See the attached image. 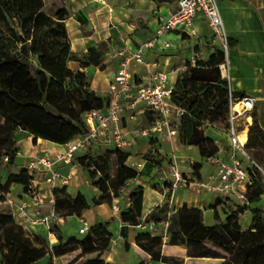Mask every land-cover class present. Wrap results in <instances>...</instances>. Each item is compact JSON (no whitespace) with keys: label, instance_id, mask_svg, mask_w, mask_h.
I'll list each match as a JSON object with an SVG mask.
<instances>
[{"label":"trees","instance_id":"16d2710c","mask_svg":"<svg viewBox=\"0 0 264 264\" xmlns=\"http://www.w3.org/2000/svg\"><path fill=\"white\" fill-rule=\"evenodd\" d=\"M68 15L64 0H0V264H34L44 257H48L45 264H53V258L74 250H80V256L86 257L85 264H105L101 254L111 243L110 221L92 225L81 235H65L56 224L53 233L57 241L49 243L43 232L26 230L5 205V196L12 185L28 191L32 180L26 166L16 160L18 132L27 133L33 143L41 138L65 144L88 132L87 113L103 110L107 105V95L105 99L90 88L89 77L83 70L68 67L71 60L80 62L82 68L101 62L99 46L92 45L81 55L71 51L64 23ZM223 60V51L218 47L206 62L187 63L172 87L171 100L184 110L177 135L186 145L204 146L203 125L226 122L229 96L237 97L230 90L227 79L221 76L218 65ZM103 99L106 102L101 107ZM245 146L252 150L253 155H250L256 162L264 161V130L255 114ZM213 152L207 148L205 156ZM130 154L99 143L76 152L72 163L83 170L101 195L88 202L79 190L72 194L73 189L65 186L54 189L56 212L61 217L80 216L89 205L119 196L125 183L138 175L125 164ZM110 156L115 166L112 173ZM142 158L158 171L168 169L164 166V158L151 150ZM200 168V163L194 164L193 174L197 175ZM143 192L144 187L138 183L130 188L129 207L121 212L124 223L139 224ZM262 194L264 179L256 173L247 187V204L238 205L226 197L214 198L212 223H206L204 210L198 207L184 205L161 218L158 215L163 208L157 207L150 218L165 220L166 231L161 225L156 226L155 233L145 227L137 232L136 245L152 261L167 264L184 263L164 256L163 244L184 247L189 258L217 259L216 264H264V209L258 205ZM226 204L228 212L221 218L218 208H226ZM247 209L253 215L250 226L244 230L237 216ZM146 255H141L139 264H145Z\"/></svg>","mask_w":264,"mask_h":264},{"label":"crops","instance_id":"0c3cea01","mask_svg":"<svg viewBox=\"0 0 264 264\" xmlns=\"http://www.w3.org/2000/svg\"><path fill=\"white\" fill-rule=\"evenodd\" d=\"M216 2L230 41L227 53L228 70L227 73H223L221 76L227 79L230 90L237 95V98L243 96L254 98V108L251 111V117L248 119L249 123L246 128V135L248 136L253 114L257 117L262 130H264V0H216ZM64 4L69 11L64 23L70 40L71 51L77 55L85 54L92 45L99 46L101 51V62L96 66L82 68L80 62L71 60L68 62V67L83 70L89 77L90 88L103 95L105 99L108 85L121 60V56L117 52L124 46L133 50L138 45L150 40L154 36L160 19L167 17L177 9L176 0H64ZM194 28L196 29V35H190L181 30H173L162 35L158 39L156 49L147 50L145 53L146 60L154 63L151 68L161 70L166 74V81L163 83L165 88L174 86L187 63L194 65L198 60L206 62L216 48L219 47L213 38L207 20L201 14L196 15ZM163 42H168L169 46L165 48ZM146 76V67L143 65L138 66L134 74L135 81L139 82ZM105 99L101 100V107H104ZM147 117H153L154 121L156 115L150 111L140 110L135 119L129 122L123 121L127 138L131 142L130 146L137 149L134 153L130 152L131 154L126 159L125 164L136 170L138 173L136 183L144 187L142 214L139 224L136 226L128 225L121 219V212L126 210L130 204L128 200L130 188L120 190L119 196L112 197L110 201L89 205L82 211L80 216H70V218H76L80 223L86 222L89 227L100 222L110 221L111 243L109 248L101 254L105 264H131V256L133 261L136 258L139 264L141 255L146 254L141 252L136 245L137 232L144 230L145 227L149 228L151 222L154 223V227L151 229L153 233H155L157 225H161L166 231L167 222L165 220L156 221L157 218H150V215L156 212L157 207L163 208V212L158 215V218H161L163 214L169 215L174 209L181 208L184 205L188 208L198 207L203 209L205 213L208 204H211L216 198L213 192H196L187 186L179 187L171 193L167 185L165 186L162 183V177L168 169L160 168L158 171L156 166L148 164L142 158L144 153L150 150L158 153L164 158V166L166 165L169 168L172 163H175L183 174L191 173L193 175L195 169L191 164L196 160L195 153L201 145H186L179 140L178 135L175 137H168L165 133L140 135L142 129L151 127L154 122L147 127H137L135 126L137 124L136 119H146ZM178 124L176 127H178ZM223 135L225 141L205 134L206 140L204 142L219 156L228 158L230 153L229 140L224 132ZM150 136L155 137L151 142L148 138ZM29 139L32 142L31 136H29ZM141 140H144V146L147 148L144 153L140 150ZM214 140L218 141V146H215ZM36 141L37 143L34 142V145H32L36 148L33 152L27 150L22 152L19 149L16 157L19 164L25 165L27 160L34 156L33 153L38 152L40 142L45 147L40 155L61 151L64 147V144H56L41 138ZM176 142L184 147L178 151L180 154L163 149L164 143L173 146ZM138 163L142 167H138ZM55 168L63 175H71L69 182L64 186L68 189L81 191L88 202L92 198H98L101 195V192L91 185L89 178L76 164L65 165L57 162ZM155 170L157 173H155ZM198 171L203 174L202 178L206 177L207 167L204 161L201 162V168ZM42 178L43 175L40 179ZM39 188L45 193L49 192L42 182ZM58 188L60 187L55 189ZM167 192H169V196H167ZM6 198L17 222H19L17 219L18 206L24 202L27 205V210L32 214L36 210L40 212L42 208H47V211L43 213L45 214L54 208V205L47 202L35 206L27 191L19 185H12L10 191L6 194ZM113 204L117 206V209L112 208ZM57 220V223L61 225L59 227L66 235L74 234L71 231L72 227H68L63 218L57 216ZM24 228L29 232L47 231L50 241L53 243L56 240L55 235L44 225L24 226ZM165 239L166 235L164 234L163 241ZM175 252L181 254L186 252V249L182 246L163 244L162 254L164 256L178 259ZM80 253V250H74L60 257H55L53 258V264H85L86 257H81ZM187 258L189 260L208 259ZM47 260L48 257H44L34 264H45ZM178 260L187 264L182 259ZM152 262L157 261H152L146 255L145 264ZM157 263L167 264L161 261Z\"/></svg>","mask_w":264,"mask_h":264},{"label":"built area","instance_id":"2783aa9c","mask_svg":"<svg viewBox=\"0 0 264 264\" xmlns=\"http://www.w3.org/2000/svg\"><path fill=\"white\" fill-rule=\"evenodd\" d=\"M177 9L167 17L161 18L154 36L133 50L124 46L117 53L121 56L119 67L115 71L107 89V105L103 110H93L86 115V122L89 126L88 132L79 135L64 144L61 151H54L50 154H42L30 157L25 166L32 176L28 188V195L35 206L47 202L54 205L53 190L62 187L70 180L71 175H63L55 164L61 162L65 165L73 164L72 157L76 152L84 151L94 143L110 145L121 150H126L131 142L127 138V132L123 121L129 122L135 119L136 114L141 111H150L156 115L151 127L142 129L140 135L165 133L168 137L177 135L178 119L184 112L183 108L171 100L172 88H165L166 74L158 69H152L154 63L145 58L147 50H155L158 39L173 30H181L190 35H196L194 20L197 14H201L208 22L213 35L220 41L224 50V61L218 65L220 73H227L228 70V35L219 13L216 0H176ZM167 48L168 42H163ZM143 65L147 69V76L139 82L135 81V70ZM229 113L226 119L227 127L223 132L229 140L230 153L228 158H223L217 152L205 156L204 164L207 167L205 178L197 175L183 174L179 167L172 163L162 177V182L167 184L171 193L179 187L187 186L196 192H213L216 197H226L237 203L245 205L248 203L247 187L253 176L258 173L264 179V166L256 162L247 151L248 119L254 108V98L243 96L240 98L229 96ZM245 117L244 125L241 127L239 118ZM245 135L242 141L241 136ZM215 146L218 141L214 140ZM142 167L141 164H137ZM43 175V178L41 176ZM137 176L128 180L121 188H131ZM41 182L47 187L45 193L41 191ZM117 209L116 205H112ZM57 218L54 208L42 214L38 210L30 213L26 203L18 206L17 219L25 227L44 225L47 228ZM154 223L149 224L152 229ZM89 226L82 222L79 228L80 233H86Z\"/></svg>","mask_w":264,"mask_h":264},{"label":"rangeland","instance_id":"374dc122","mask_svg":"<svg viewBox=\"0 0 264 264\" xmlns=\"http://www.w3.org/2000/svg\"><path fill=\"white\" fill-rule=\"evenodd\" d=\"M212 34H213V32H212ZM213 38L216 40V42L218 43L219 47L222 49L221 44H220V41L217 38H215L214 35H213ZM222 51H223V55H224V50L222 49ZM136 122H137V124L135 126H137V127H147L148 125L152 124L154 121H153V117L152 118L151 117L150 118L147 117L146 119H139V120L137 118L136 119ZM244 122H245V117L244 116H241L239 118V123L241 124V127L244 125ZM226 123L227 122H225V121H223V122H217L215 125H209V124L206 123V124L203 125L204 133L207 136H212V137L215 136V137H218L219 139H221L222 141H225L224 135H223V129H224V126H225ZM212 126H214V127H212ZM212 129H213V131H212ZM150 137H151V139H155L154 136H153L154 138L152 136H150ZM143 141L144 140H141V143H142V146L143 147L141 146V148H140V150L142 151V153H144L146 151V149H147V148H145L146 146H144L145 143ZM145 141H146V138H145ZM36 143H37V141H36ZM32 145H34V143H32L30 141L29 135L27 133H25V132H18L16 134V146L22 152L23 151H26V150L28 152H30V151L33 152L36 148L33 147ZM203 145L204 146L199 147L197 149V153H195V155H196V158L195 159L196 160H194L193 164L200 163V165H201V162L204 161L205 154H206V149L209 148V147H208V145L206 143L203 144ZM43 148H45V147H43L42 146V143L40 142L39 143V146H38V152H34L33 155L34 156L40 155L42 153V151H43ZM182 148H184V147H182L179 142L174 143L173 146H171V145H169L167 143H164L163 144V149L165 151L166 150L173 151V152H175L177 154H180L178 151L181 150ZM246 149H247V151L250 154L253 155L252 150L248 149L247 147H246ZM126 150L129 151V152H131V153H134V152L137 151L136 148H132L131 146H129ZM109 162H110V172L112 173L113 172V168L115 167L114 166V163H113V157L112 156H110ZM193 164H191L192 167L194 166ZM260 164L264 165V161L260 162ZM155 173H157L156 170H155ZM197 176H199L201 178L203 176V174L202 173H199ZM75 190L76 189H73L72 190V194L75 193ZM213 202H214V200L212 201V203ZM5 205H8V207H9L11 213H12L11 206H10L9 202L7 201L6 196H5ZM211 205L212 204H208V206L206 208L207 210L205 209L206 212L204 213V219H205L206 223H212L214 221V219L212 217V208H211ZM258 205H260L262 207V209H264V195L261 196V201L258 202ZM230 208H231V206H230ZM218 209H219L220 217L221 218H224L225 215H226V213L228 212L226 209H229V206H228V204H226V208H222L221 209V207H220ZM46 211H47V208H42V210H40V213L43 214ZM56 214H57L58 217H61L57 212H56ZM252 215L253 214H252L251 210L250 209H247L246 211L240 213L237 216V219H238L239 224H240V226H241L242 229L245 230V229H247L250 226ZM61 218H63L64 221L67 222L68 227H72V229H71L72 233H74L75 235H81L82 234V233L79 232V228L82 226V223H80L76 218H70V216L61 217ZM57 221L58 220L56 218L55 220H53L50 223V225L48 227V230L51 231L52 233L54 231V226L56 224L59 225V226H61L60 224L57 223ZM43 233L47 236V239H48L49 243H52L50 241L49 237H48L47 231H44ZM63 233L66 235L65 232H63ZM56 241H57V238H56V240H54V242H56ZM176 254L178 255V259L184 260V262H187V264L188 263H191V264H216L218 262L217 259H209V258L208 259L189 260L186 257V252H183L181 254L179 252V253H176ZM130 262H131V264H138V260L136 258H134V261H133V257L132 256L130 258ZM150 264H158V263L157 262H152Z\"/></svg>","mask_w":264,"mask_h":264},{"label":"water","instance_id":"95a60500","mask_svg":"<svg viewBox=\"0 0 264 264\" xmlns=\"http://www.w3.org/2000/svg\"><path fill=\"white\" fill-rule=\"evenodd\" d=\"M19 37H20L21 42H24V37L21 34H19Z\"/></svg>","mask_w":264,"mask_h":264},{"label":"bare ground","instance_id":"6f19581e","mask_svg":"<svg viewBox=\"0 0 264 264\" xmlns=\"http://www.w3.org/2000/svg\"><path fill=\"white\" fill-rule=\"evenodd\" d=\"M245 139V135H242L241 136V140L243 141Z\"/></svg>","mask_w":264,"mask_h":264}]
</instances>
